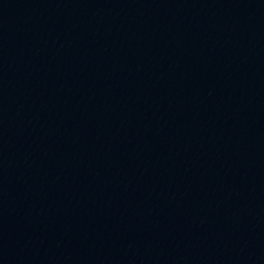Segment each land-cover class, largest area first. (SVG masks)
I'll use <instances>...</instances> for the list:
<instances>
[{"label":"water","instance_id":"95a60500","mask_svg":"<svg viewBox=\"0 0 264 264\" xmlns=\"http://www.w3.org/2000/svg\"><path fill=\"white\" fill-rule=\"evenodd\" d=\"M0 264H264V0H0Z\"/></svg>","mask_w":264,"mask_h":264}]
</instances>
